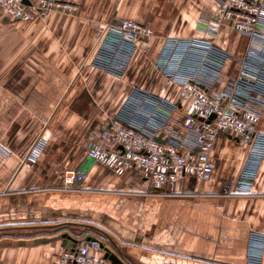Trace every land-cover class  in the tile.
Instances as JSON below:
<instances>
[{
    "label": "crops",
    "instance_id": "obj_1",
    "mask_svg": "<svg viewBox=\"0 0 264 264\" xmlns=\"http://www.w3.org/2000/svg\"><path fill=\"white\" fill-rule=\"evenodd\" d=\"M67 1L78 4L82 14L145 24L149 17L138 14L163 13L176 6L186 14L187 28L192 24L194 29L197 23L201 28L182 36H202L204 23L212 19L218 5L217 0ZM14 22L20 21L0 20L1 25ZM216 44L238 62L245 37L224 28ZM0 55L6 63L7 52ZM99 71L106 75L99 81L88 80L92 86L84 89V103H80L89 109L92 122L77 133L72 120L81 114L72 113L71 89L50 84V74L35 70L25 81L24 72L15 74L6 64L0 67V145L10 151L9 155L0 151V263L57 264L66 245L56 236L70 232L80 234L77 240L96 238L121 264H249L248 248L255 238L260 245L258 264H264V156L251 191H234L247 152L243 143L218 135L210 177L181 179L171 193H151L138 169L116 175L103 165H88L87 159L95 161L87 152L88 157L82 152L73 162V137L91 140L129 91L115 76ZM126 78L133 79V74ZM136 85L167 98L165 91L172 87L165 84L156 90ZM172 89L176 95V88ZM39 133H53L58 140L30 165L21 158ZM73 169L84 171L86 180L78 190H65L63 172ZM95 255L100 264H118L103 248Z\"/></svg>",
    "mask_w": 264,
    "mask_h": 264
},
{
    "label": "built area",
    "instance_id": "obj_2",
    "mask_svg": "<svg viewBox=\"0 0 264 264\" xmlns=\"http://www.w3.org/2000/svg\"><path fill=\"white\" fill-rule=\"evenodd\" d=\"M217 1L205 34L166 38L153 61L157 72L177 88L175 101L134 85L98 139L87 146L89 157L117 174L141 169L151 193H171L186 177L207 180L220 134L247 150L234 191H251L264 156V0ZM76 6L67 0H0V20L33 21ZM227 24L245 37V45L232 83L220 90L216 83L230 54L217 46L216 37ZM147 34L144 24L113 17L96 38L92 63L121 76ZM47 145L48 139L39 134L23 161L35 163ZM86 177L79 169L62 175L65 187L73 189H80ZM101 250L98 241L78 240L73 248L61 250L57 264H100L95 254ZM259 257L260 245L253 238L249 264H258Z\"/></svg>",
    "mask_w": 264,
    "mask_h": 264
},
{
    "label": "rangeland",
    "instance_id": "obj_3",
    "mask_svg": "<svg viewBox=\"0 0 264 264\" xmlns=\"http://www.w3.org/2000/svg\"><path fill=\"white\" fill-rule=\"evenodd\" d=\"M76 5L77 9L73 11H52L45 17L37 18L33 21H20L18 23L14 22L5 25L0 24V54L7 52V61L5 63L2 58V60H0V67H3L6 64L8 70L13 71V73L20 71L24 72L25 81H29L31 79V73H33V71L35 70L40 71L42 75L50 74V84L56 85L57 88L65 87L64 90H67L68 88L71 89V92L73 91L72 96L73 98H75V100L73 99L74 107L72 108V113L81 114L80 117L73 118L72 122L74 127H72L74 130H78L77 133H80L81 129L92 122V116L89 113V109L85 108V105L80 104L84 103V98H82V96H84V89H86L87 86H92V83H90L88 80L97 77V79H94V82L99 81V76L101 78L103 75H106L99 70L110 74L103 69L96 67L92 63V60L94 58L93 51L94 48H96V38L99 32L102 30V27L106 23L113 20V17L104 18L102 14L98 13L82 14L80 12L79 5ZM178 9L179 7L170 5V8L168 6L167 12L138 14L140 16L143 15L149 17V20L147 19L145 21L146 24L137 21L146 26V28L149 30V34L145 36L144 40H141L139 42L138 48L133 54V57L136 54L135 59H133L132 57L125 73L121 76H115L116 82H118L119 80L121 85H128V94L131 92L133 86L136 85V83L143 84V86L151 89L155 88L156 90H159L160 87L163 88L162 86L168 84L172 87L169 88V91L165 92L167 96H169L168 99L175 101V97H177V88L170 81L165 80L157 72V69L153 66V61L166 38L179 39L195 37L182 35H189L193 32L199 31V23L195 25L194 29L192 24L190 25L192 26V28H187V16L184 11H180ZM215 14L216 11L213 15L215 16ZM214 16L212 18H214ZM209 18H211V16ZM208 21L204 23V34L207 31ZM224 28L229 29L232 32L234 31L228 24L227 26H223L219 30V33L216 37V43L218 41L220 32ZM91 40L92 43L89 46ZM80 41H82L83 44H80ZM87 48H89V50L86 53ZM237 65L238 62L236 57H229V60L226 66H224L223 71L216 83L217 89H228L234 78ZM47 71H50V73H45ZM128 73L133 74V79L129 80L126 78ZM111 81L115 82L113 79ZM173 87L176 88V95L172 94ZM75 94L76 96H74ZM127 96L125 97V99L127 98ZM170 96L172 97L170 98ZM125 99L123 100V102L125 101ZM108 113L109 111L106 112V115ZM114 113H110L109 117H111ZM29 126L31 125H25V128L29 129ZM102 130L94 133L93 138L89 141L87 140L88 142L84 139H80L77 135L73 137V140L71 142L73 162L79 160V155L82 152H87L86 147L88 146V144L92 141H96ZM39 134H37L36 136H38ZM43 135L48 139V145L53 142V140H58L57 136H55L53 133H46ZM36 136L34 137L36 138ZM33 140H31V142ZM30 144L31 143L28 144V147ZM48 145L46 146V148L48 147ZM46 148L44 149V151L46 150ZM0 149V151L4 154H10V151L4 149L1 145ZM24 155L25 153L21 158L22 160ZM85 156L88 157L86 153ZM40 157L38 158V160L40 159ZM37 161L35 163H37ZM25 163L30 165L35 164L28 162ZM86 164L95 165L99 163L87 159ZM138 170L141 172V174H143V171L141 169ZM124 173L115 174L123 175ZM10 175L11 174L8 172V177H10ZM63 189L78 190L65 187L64 183ZM10 191L11 190L8 189L6 191V194Z\"/></svg>",
    "mask_w": 264,
    "mask_h": 264
},
{
    "label": "water",
    "instance_id": "obj_4",
    "mask_svg": "<svg viewBox=\"0 0 264 264\" xmlns=\"http://www.w3.org/2000/svg\"><path fill=\"white\" fill-rule=\"evenodd\" d=\"M57 238H60L62 239L63 243L67 246V247H70V248H73L76 243H77V239L78 237H80V234L79 235H76V234H70V232H62L60 234H58V236H56ZM86 240H93V241H98L96 238L94 237H87L85 238ZM99 245L101 248H103L106 253L108 254V256L110 258H112L116 263L118 264H121V261L120 259L114 254L111 252V250L105 246L102 242H99Z\"/></svg>",
    "mask_w": 264,
    "mask_h": 264
}]
</instances>
